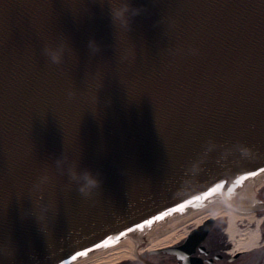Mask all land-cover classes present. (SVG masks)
<instances>
[{
    "label": "water",
    "instance_id": "water-1",
    "mask_svg": "<svg viewBox=\"0 0 264 264\" xmlns=\"http://www.w3.org/2000/svg\"><path fill=\"white\" fill-rule=\"evenodd\" d=\"M124 2L0 0V264L139 246L264 176V0Z\"/></svg>",
    "mask_w": 264,
    "mask_h": 264
},
{
    "label": "flooded vegetation",
    "instance_id": "flooded-vegetation-1",
    "mask_svg": "<svg viewBox=\"0 0 264 264\" xmlns=\"http://www.w3.org/2000/svg\"><path fill=\"white\" fill-rule=\"evenodd\" d=\"M257 189L252 197L239 192L230 199L238 218L209 216L229 204L203 207L180 217L176 231L209 216L174 244L151 248L146 239L113 264H264V184Z\"/></svg>",
    "mask_w": 264,
    "mask_h": 264
},
{
    "label": "bare ground",
    "instance_id": "bare-ground-1",
    "mask_svg": "<svg viewBox=\"0 0 264 264\" xmlns=\"http://www.w3.org/2000/svg\"><path fill=\"white\" fill-rule=\"evenodd\" d=\"M211 205L212 204H209L208 206H211ZM204 208H206V207H204ZM216 215L228 216L232 220L235 218H238L237 214L234 211L225 209L223 206H220L219 211H217L216 213H211V215H209V216H216ZM207 216L208 215H206V217ZM252 237H254V236L249 235L248 239H251ZM132 250H133V246H132L131 242H129L128 240H125V241H123V242H121V243H119L113 247H110L106 250L101 251V253H99L97 255H93L91 257H88L82 261L75 263V264H113V263L121 260L122 258L131 257Z\"/></svg>",
    "mask_w": 264,
    "mask_h": 264
},
{
    "label": "rangeland",
    "instance_id": "rangeland-1",
    "mask_svg": "<svg viewBox=\"0 0 264 264\" xmlns=\"http://www.w3.org/2000/svg\"><path fill=\"white\" fill-rule=\"evenodd\" d=\"M262 183L264 184V179H261L259 181L258 186ZM258 191H259V189H257L255 192H258ZM205 217H206V215H205ZM204 218L202 217L198 221H196V222H194L188 226H185L184 228H182L181 230H178V231H176V229L178 228L177 227L178 226V224H177L178 219H171V220H169L163 224H160V225L153 228V230H152L153 234L149 238L148 245L151 248H161V247L168 246L170 244H174L175 242H177L178 240L183 238L192 226L201 222ZM171 232H173V233H171Z\"/></svg>",
    "mask_w": 264,
    "mask_h": 264
},
{
    "label": "clouds",
    "instance_id": "clouds-1",
    "mask_svg": "<svg viewBox=\"0 0 264 264\" xmlns=\"http://www.w3.org/2000/svg\"><path fill=\"white\" fill-rule=\"evenodd\" d=\"M139 11L140 9L133 7L132 4L129 2V0H125V2L122 3L120 7L114 8L112 10V15L115 20L126 25L128 23L129 13H131L132 15H135V14H138ZM50 54L54 61L59 59V55L57 52L52 51ZM240 151L243 155H249L251 153V149L246 146H242L240 148ZM83 179H84V183L81 185L80 191L84 193L85 195H87L89 191L92 188L96 187L100 182L95 176H93L89 172H85L83 174Z\"/></svg>",
    "mask_w": 264,
    "mask_h": 264
},
{
    "label": "snow or ice",
    "instance_id": "snow-or-ice-1",
    "mask_svg": "<svg viewBox=\"0 0 264 264\" xmlns=\"http://www.w3.org/2000/svg\"><path fill=\"white\" fill-rule=\"evenodd\" d=\"M7 7H10V5H7V4H0V11H3V10L6 9Z\"/></svg>",
    "mask_w": 264,
    "mask_h": 264
}]
</instances>
